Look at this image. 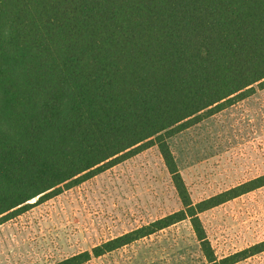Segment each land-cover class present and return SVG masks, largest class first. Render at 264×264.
<instances>
[{
    "label": "trees",
    "instance_id": "obj_1",
    "mask_svg": "<svg viewBox=\"0 0 264 264\" xmlns=\"http://www.w3.org/2000/svg\"><path fill=\"white\" fill-rule=\"evenodd\" d=\"M264 87V0H0V219L35 197L158 145L182 208L54 264H81L264 186L194 201L169 138ZM27 203V204H26ZM24 205V206H25Z\"/></svg>",
    "mask_w": 264,
    "mask_h": 264
},
{
    "label": "rangeland",
    "instance_id": "obj_2",
    "mask_svg": "<svg viewBox=\"0 0 264 264\" xmlns=\"http://www.w3.org/2000/svg\"><path fill=\"white\" fill-rule=\"evenodd\" d=\"M168 141L194 201L264 174V87ZM27 203L0 219V264H54L182 208L154 144ZM200 217L219 258L249 248L264 240V186ZM205 263L185 220L81 264ZM236 264H264V251Z\"/></svg>",
    "mask_w": 264,
    "mask_h": 264
}]
</instances>
